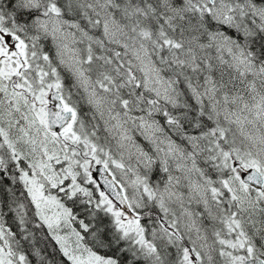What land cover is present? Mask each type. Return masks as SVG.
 <instances>
[{
	"label": "snow or ice",
	"instance_id": "6c2138e0",
	"mask_svg": "<svg viewBox=\"0 0 264 264\" xmlns=\"http://www.w3.org/2000/svg\"><path fill=\"white\" fill-rule=\"evenodd\" d=\"M0 264H264V0H0Z\"/></svg>",
	"mask_w": 264,
	"mask_h": 264
}]
</instances>
